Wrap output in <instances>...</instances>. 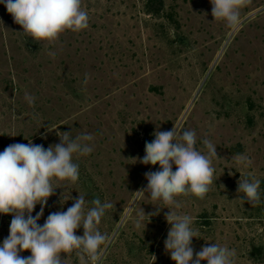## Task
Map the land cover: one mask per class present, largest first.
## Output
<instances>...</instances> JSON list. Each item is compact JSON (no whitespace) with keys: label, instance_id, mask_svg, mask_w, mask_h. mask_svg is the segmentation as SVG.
Wrapping results in <instances>:
<instances>
[{"label":"rangeland","instance_id":"rangeland-1","mask_svg":"<svg viewBox=\"0 0 264 264\" xmlns=\"http://www.w3.org/2000/svg\"><path fill=\"white\" fill-rule=\"evenodd\" d=\"M82 6L89 28L66 31L49 46L27 37L0 4V152L29 140L47 149L60 142L58 132L94 137L91 154L73 157L78 182H53L59 188L38 224L66 211L79 194L99 197L114 205L98 225L109 237L99 264H175L164 247L169 209L138 193L148 183L145 173L159 169L139 163L145 143L175 126L178 135L194 130L201 151L204 139L212 141L218 156L205 198L179 197L182 207L173 209L194 218V251L217 243L236 250L235 264H264V204L252 207L237 191L240 177L249 176L261 180L264 193V0H250L235 27L214 20L210 0H82ZM238 153L252 165L237 166ZM11 219L0 214V243ZM66 264L79 259L69 255Z\"/></svg>","mask_w":264,"mask_h":264},{"label":"clouds","instance_id":"clouds-1","mask_svg":"<svg viewBox=\"0 0 264 264\" xmlns=\"http://www.w3.org/2000/svg\"><path fill=\"white\" fill-rule=\"evenodd\" d=\"M210 3L215 21L235 27L250 0H210ZM0 4L36 43L54 46L64 32L79 33L89 28V14L82 0H0ZM49 55L54 59L56 53L49 52ZM88 80L85 74L83 83L87 85ZM24 98L29 106L35 105L34 96L26 92ZM57 135L60 142L47 149L29 140L27 144H10L0 152V214L12 215L9 235L0 243V264H66L72 254L78 257L79 264H99L101 246L106 245L109 237L101 233L98 225L106 210L114 207L111 202H102L99 197L89 201L85 200L86 195L79 194L66 211L53 212L43 225L38 224L48 198L59 188H54L53 182L77 183L80 173L74 155L87 156L94 151L93 144L89 143L94 140L90 133L82 132L76 137L71 132ZM153 135L154 140L145 143V155L139 163L158 164L159 169L145 173L148 183L138 193H149L152 201L161 202L165 205L163 208L169 209L165 214L170 225L164 241L165 251L175 264H201L202 261L235 264L236 250L226 245L210 243L195 252L194 218L173 210L182 207L179 197L204 199L211 190L215 180L213 158L218 157L216 145L204 139L206 152L201 151L196 147L194 130H183L178 135L175 126L169 131L157 130ZM234 159L243 168L253 163L243 153L236 154ZM260 185V179L241 176L237 189L243 194L240 199L252 207L264 204ZM37 204L41 209L33 216ZM141 222L142 217L136 223L137 228ZM81 227L83 235H76ZM24 251H30L31 255L22 256L20 253Z\"/></svg>","mask_w":264,"mask_h":264}]
</instances>
